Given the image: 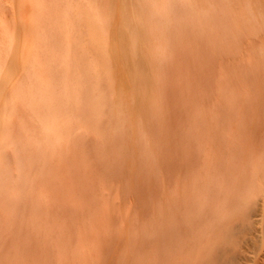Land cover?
Listing matches in <instances>:
<instances>
[{"label": "rangeland", "instance_id": "obj_1", "mask_svg": "<svg viewBox=\"0 0 264 264\" xmlns=\"http://www.w3.org/2000/svg\"><path fill=\"white\" fill-rule=\"evenodd\" d=\"M258 179L264 0H0V264H176Z\"/></svg>", "mask_w": 264, "mask_h": 264}, {"label": "bare ground", "instance_id": "obj_2", "mask_svg": "<svg viewBox=\"0 0 264 264\" xmlns=\"http://www.w3.org/2000/svg\"><path fill=\"white\" fill-rule=\"evenodd\" d=\"M80 21L86 28L90 48L101 54V59L103 54L101 44L105 30L99 16L95 11L87 8L80 14ZM47 128L49 132L53 130L51 125ZM262 180H256L254 185L240 198V202L234 201L233 195L220 199V209L216 213L214 210L211 211L212 215L202 228L196 227L195 224L200 223L201 217L206 216L210 211V200L201 196L197 189L198 185L195 186L187 200L180 191L178 195L180 225L186 220L188 226L191 227L192 234L194 232L196 237L194 239H198L199 243L197 249L193 250L191 244L186 252L181 245L180 257L176 264H182L183 252L192 258L188 264H264V181ZM193 258H196V261L193 262Z\"/></svg>", "mask_w": 264, "mask_h": 264}]
</instances>
